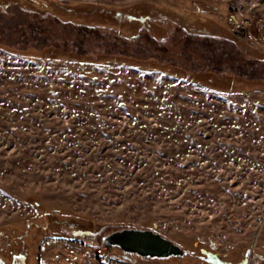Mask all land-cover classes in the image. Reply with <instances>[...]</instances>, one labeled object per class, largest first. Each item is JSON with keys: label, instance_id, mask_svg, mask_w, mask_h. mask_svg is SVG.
<instances>
[{"label": "rangeland", "instance_id": "rangeland-1", "mask_svg": "<svg viewBox=\"0 0 264 264\" xmlns=\"http://www.w3.org/2000/svg\"><path fill=\"white\" fill-rule=\"evenodd\" d=\"M51 5L99 8L108 25L77 27L45 13ZM151 8L157 17L141 44L109 25ZM52 45L118 57L95 63L56 52L53 63L31 54ZM158 61L264 83V0L0 4V227L58 215L43 264H264V90H212L175 66L161 72ZM215 78L225 88L233 81ZM71 217H87L91 228L66 225ZM155 223L187 257L105 245L115 230ZM0 240L9 241L5 233Z\"/></svg>", "mask_w": 264, "mask_h": 264}, {"label": "trees", "instance_id": "trees-1", "mask_svg": "<svg viewBox=\"0 0 264 264\" xmlns=\"http://www.w3.org/2000/svg\"><path fill=\"white\" fill-rule=\"evenodd\" d=\"M5 2L4 1H0V4ZM45 6H49V5H45ZM52 6V5H51ZM54 6H52V9H46L44 10L45 13H48V15L50 14H55L56 18L58 20H65L67 19V21H70V23H73L75 26L80 27L82 25H86V26H92V27H96L98 26H107L108 24H103L101 23L102 21L104 23H108L109 20H107L105 17L106 13L103 12L104 10L100 11L99 8H97L95 10L94 13H83L81 12L79 8H74L73 6L71 7V9H69L66 6H60L61 8H63V11H61L60 9H53ZM134 10V9H133ZM151 11L145 12V13H139L138 10H134L131 11L129 13H127L126 15L128 16V18L124 21H120V20H115V21H111L109 24L110 27H112L115 31V34H118L120 36H123L125 38H133L134 43H142L143 39L141 36V31L144 29H147L149 27H151V20L154 19L156 14L153 13V9H150ZM41 11V10H40ZM71 13L73 15H88V16H94V17H98L99 21H91V20H85V21H80V20H76L74 18H65V13ZM151 12V13H150ZM122 13L117 12L115 14L116 18H122L121 16ZM106 19V21L104 20ZM87 22V23H86ZM125 22H134V26L132 27V29H129L128 31H121L119 29H117L114 24L115 23H125ZM120 33V34H119ZM131 41V40H130ZM132 44V43H130ZM34 53H31L33 57H41L44 59H47L48 61L51 62H55L58 60L56 59V52H61V53H65V54H69L71 55L72 59L74 60H85L87 59V57H95L96 62L98 63L97 58H99V56H108L110 59L114 58V57H118V55H113V54H98V55H93V54H82L79 53L77 51H67L63 48H61L59 45H52L48 48H46L43 51H37V50H33ZM258 52L261 51L260 49L257 50ZM261 53V52H260ZM30 54V55H31ZM24 55L29 56L27 54V52L24 53ZM70 57V58H71ZM146 61H139L137 63H144ZM153 62V61H151ZM156 63V67L160 68L161 72H163V69L168 70L167 66H175L179 69H182V72L180 73V78H182L183 80H188L194 83H198L204 87H209L212 90H231L230 92H238V93H245V94H254L259 90H264V83H260L254 80H250V79H245L239 75L236 74H218V72L213 71V70H205V71H200V70H189L187 68H185L184 66H177L174 64H169V63H161V62H155ZM160 72V71H159ZM171 75L172 77H178L176 75H172L171 72L168 74ZM211 75L215 76V79H222V78H229L232 79L233 81L229 84V88H225L220 87L217 85V83L215 81H211L210 77ZM244 82V83H242ZM260 83V84H258ZM236 84V85H235ZM245 86L246 88H239V87H243ZM236 87V90H234L233 88ZM30 200V199H29ZM31 201V200H30ZM42 217L44 218L43 220L45 222L42 223H35V222H27L25 224H21L20 226H15L13 223H4L3 226L0 227V235L1 234H6L7 235V239L9 240L8 243H6L5 245L2 244V241L0 240V261L3 262V264H43V260H42V254H41V250H42V246L43 244L48 241L49 239L52 238V235L54 234L53 232V222L51 217H53V219H57V217H59L58 215H54L52 214V212H50V210H48L47 212H41ZM87 218V217H86ZM86 218L84 217L85 221ZM59 221V220H58ZM79 220H76L75 218L71 217L70 219H68L66 221V225L70 226V227H82L84 229L87 228H91L90 226V221L88 222H78ZM57 222V220H56ZM82 226H81V225ZM23 225V226H22ZM105 245L110 249H119L121 251L122 250L120 247L118 246H113L110 245L109 243L105 242ZM99 246L101 247L102 245L99 244ZM8 249V252H6ZM127 252V251H125ZM131 253V252H128ZM187 255L185 256H181V257H187ZM173 257H180V256H172L169 258H173ZM211 258L209 259L211 262H217V260L215 259L214 256H210ZM213 262V263H214ZM223 264L222 262H217V264ZM239 264H246L245 262L239 263Z\"/></svg>", "mask_w": 264, "mask_h": 264}, {"label": "water", "instance_id": "water-1", "mask_svg": "<svg viewBox=\"0 0 264 264\" xmlns=\"http://www.w3.org/2000/svg\"><path fill=\"white\" fill-rule=\"evenodd\" d=\"M158 224L153 228H123L104 236V240L122 250L150 258H169L188 254L180 244L157 232Z\"/></svg>", "mask_w": 264, "mask_h": 264}, {"label": "built area", "instance_id": "built-area-1", "mask_svg": "<svg viewBox=\"0 0 264 264\" xmlns=\"http://www.w3.org/2000/svg\"><path fill=\"white\" fill-rule=\"evenodd\" d=\"M99 251H102V249H101V248H99Z\"/></svg>", "mask_w": 264, "mask_h": 264}, {"label": "snow or ice", "instance_id": "snow-or-ice-1", "mask_svg": "<svg viewBox=\"0 0 264 264\" xmlns=\"http://www.w3.org/2000/svg\"><path fill=\"white\" fill-rule=\"evenodd\" d=\"M0 264H3V262H2V261H0Z\"/></svg>", "mask_w": 264, "mask_h": 264}]
</instances>
